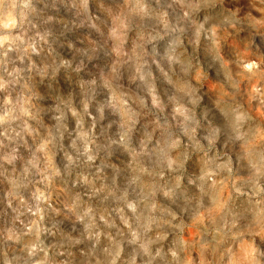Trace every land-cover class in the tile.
<instances>
[{
  "label": "clouds",
  "instance_id": "obj_1",
  "mask_svg": "<svg viewBox=\"0 0 264 264\" xmlns=\"http://www.w3.org/2000/svg\"><path fill=\"white\" fill-rule=\"evenodd\" d=\"M0 264H264V0H0Z\"/></svg>",
  "mask_w": 264,
  "mask_h": 264
}]
</instances>
